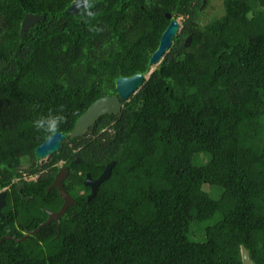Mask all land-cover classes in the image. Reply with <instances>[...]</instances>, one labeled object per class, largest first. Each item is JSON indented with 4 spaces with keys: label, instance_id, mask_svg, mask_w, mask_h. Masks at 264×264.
I'll return each mask as SVG.
<instances>
[{
    "label": "trees",
    "instance_id": "obj_1",
    "mask_svg": "<svg viewBox=\"0 0 264 264\" xmlns=\"http://www.w3.org/2000/svg\"><path fill=\"white\" fill-rule=\"evenodd\" d=\"M74 1L0 0V264H242L241 246L264 264V0H223L205 24L201 0H86L66 14ZM165 11L184 21L156 68L119 113L68 138L118 78L153 68ZM25 14L44 19L20 32ZM49 114L65 138L38 163L52 134L33 121ZM111 161L87 200L86 174ZM59 162L75 202L59 231L20 240L62 205L46 192Z\"/></svg>",
    "mask_w": 264,
    "mask_h": 264
},
{
    "label": "water",
    "instance_id": "obj_2",
    "mask_svg": "<svg viewBox=\"0 0 264 264\" xmlns=\"http://www.w3.org/2000/svg\"><path fill=\"white\" fill-rule=\"evenodd\" d=\"M86 0H76L74 1L66 10V14L75 15L79 12L81 8L85 6ZM44 19L43 15H33V14H25L20 26V32H24L29 29L31 26L36 24L37 22ZM179 28V23L176 19H172L169 25L161 34L158 47L151 54L149 63L154 67L157 66L163 54L169 49L173 37L176 35ZM191 37L188 36L185 40L184 46L187 47L190 44ZM1 58V54H0ZM155 68V67H154ZM151 73V72H150ZM149 73V74H150ZM148 76H143L141 74H135L130 77H120L115 81V94L110 96L102 97L95 102H93L88 109L77 119L73 130L68 134V138L73 139L77 136L82 135L100 116L105 114H117L121 111L122 101H126L142 84V82L147 79ZM65 138V134L55 132L48 139H46L43 143H41L35 149V154L38 159H47L49 155L54 154L58 151L59 146L62 140ZM75 164L79 163V160L76 159L74 161ZM113 167V161L107 163L101 172V174L96 179H92L89 173L86 174L85 180L83 184L86 187H89L90 193L87 196V200L91 199L98 188V186L108 179L111 169ZM67 169L60 168L58 172L55 174L53 182L46 189L48 193L51 189L55 188L58 192L60 199L63 201L59 210L56 212H51L45 210L47 213V218L43 223H40L35 230L28 231L26 230L25 236L20 239H25L28 235L35 234L39 232V230L43 226L49 225L52 221H55L57 224V230L59 231V219L62 217L67 210V208L71 207L74 204L73 198L67 193L66 189L63 186V180L67 176ZM21 185L17 188L18 193L20 194ZM5 193H0V210L3 207ZM27 201V199H25ZM1 216V214H0ZM11 238V237H9ZM2 240V239H1ZM20 240H17L18 242ZM240 256L242 264H255L249 255V251L241 246L240 248Z\"/></svg>",
    "mask_w": 264,
    "mask_h": 264
},
{
    "label": "clouds",
    "instance_id": "obj_3",
    "mask_svg": "<svg viewBox=\"0 0 264 264\" xmlns=\"http://www.w3.org/2000/svg\"><path fill=\"white\" fill-rule=\"evenodd\" d=\"M68 8V7H67ZM178 21V20H177ZM179 23V22H178ZM179 29H180V24H179V28H178V31H179ZM177 31V32H178ZM177 34V33H176ZM155 68H156V66H154ZM153 70H154V68H153ZM152 69L149 71V73L150 72H152L153 71ZM147 74V75H143V76H148L149 77V75L151 74ZM64 116L62 115V114H56V115H53V114H49V115H47V116H43V117H41V118H39V119H36L35 121H33V126H34V128L36 129V130H38V131H44V132H47V133H49V134H53V133H55L58 129H59V127L64 123ZM63 163V162H62ZM60 168H65V167H59V169ZM58 172V171H57ZM24 174V173H23ZM22 174V175H23ZM68 174V173H67ZM27 176V175H26ZM34 176V175H33ZM28 177H32V176H28ZM65 179V178H64ZM23 180H25V179H23ZM34 180H36V179H34ZM85 180V179H84ZM25 181H31V180H25ZM13 182L14 183H16V182H18V179L16 178V179H14L13 180ZM17 184H19L18 186H20L21 185V188H22V186H23V184H20V183H17ZM49 187V186H48ZM47 187V188H48ZM21 188H20V194L18 193V190L16 189V191H17V193L20 195V197L22 198V199H24L25 197H23L22 195H21ZM6 190H7V187H4V188H2L1 190H0V193H2V192H4L5 194H6ZM4 200H5V196H4ZM4 205H5V203H4ZM3 205V206H4ZM3 208V207H2ZM1 208V209H2ZM0 214H1V210H0ZM2 216V215H1ZM0 216V217H1Z\"/></svg>",
    "mask_w": 264,
    "mask_h": 264
},
{
    "label": "rangeland",
    "instance_id": "obj_4",
    "mask_svg": "<svg viewBox=\"0 0 264 264\" xmlns=\"http://www.w3.org/2000/svg\"><path fill=\"white\" fill-rule=\"evenodd\" d=\"M222 1L223 0H211L210 1V5H209V7H207L205 10H203V11H201V13L198 15V21H199V23L200 24H205L209 19H211L212 18V16L214 15V17H219L221 14H222V12H223V8H222ZM178 22H179V24H180V28H181V26H182V21H181V19H179L178 20ZM52 155V154H51ZM50 156V155H49ZM37 157V156H36ZM49 158V157H48ZM47 158V159H48ZM47 159H45V160H43V159H38V163H45V162H47L48 160ZM62 162H59L58 164H57V166H59V167H62ZM23 168H21V172H22V174H23V170L24 169H26L27 168V162H25L24 164H23V166H22ZM22 177H23V179H25V180H34V179H36V177L35 176H33V177H28V176H26L25 174H23L22 175Z\"/></svg>",
    "mask_w": 264,
    "mask_h": 264
},
{
    "label": "flooded vegetation",
    "instance_id": "obj_5",
    "mask_svg": "<svg viewBox=\"0 0 264 264\" xmlns=\"http://www.w3.org/2000/svg\"><path fill=\"white\" fill-rule=\"evenodd\" d=\"M210 1L211 0H201L200 1V4L198 5V3L197 2H193L192 4H191V6L193 7V6H195V5H198V11H203V10H205L207 7H209V5H210ZM171 9H173V6H171L170 7ZM163 16L165 17V19L167 20V21H169V23H170V21L172 20V19H176V20H179V19H181V21L183 22L184 21V18L182 17V16H178V17H176V18H173V16H174V14L173 13H171V12H168V11H165L164 13H163ZM188 16V15H187ZM182 24V23H181ZM182 27V26H181ZM181 29V28H180ZM180 29H179V31H180ZM179 31L177 32V34L179 33ZM176 34V35H177ZM175 35V36H176ZM190 37H191V35H189ZM188 37V36H187ZM187 37H185L184 39H183V42L185 43V40H186V38ZM190 42H191V40H190ZM59 170V169H58ZM57 170V171H58ZM42 172L43 171H50V169H42L41 170ZM36 178L39 176V174H36V175H34ZM33 177V176H32ZM53 182V181H52ZM20 184H22V183H20ZM19 184H16L15 185V188L17 189L19 186H18ZM25 199H27L28 200V197H25L24 198V200Z\"/></svg>",
    "mask_w": 264,
    "mask_h": 264
},
{
    "label": "bare ground",
    "instance_id": "obj_6",
    "mask_svg": "<svg viewBox=\"0 0 264 264\" xmlns=\"http://www.w3.org/2000/svg\"><path fill=\"white\" fill-rule=\"evenodd\" d=\"M154 68V67H153ZM153 68H152V70H153Z\"/></svg>",
    "mask_w": 264,
    "mask_h": 264
}]
</instances>
